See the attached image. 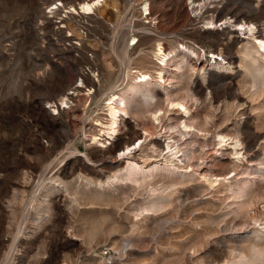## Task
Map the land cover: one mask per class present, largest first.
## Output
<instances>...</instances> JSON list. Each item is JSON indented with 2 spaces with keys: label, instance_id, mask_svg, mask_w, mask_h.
<instances>
[{
  "label": "rangeland",
  "instance_id": "obj_1",
  "mask_svg": "<svg viewBox=\"0 0 264 264\" xmlns=\"http://www.w3.org/2000/svg\"><path fill=\"white\" fill-rule=\"evenodd\" d=\"M81 1L0 0V264H241L263 251L264 59L251 66L243 51L264 38V0H146L151 14L144 0H103L72 13ZM140 73L152 95L108 135L107 98ZM129 157L148 173L179 168L106 185ZM234 168L240 191L210 185ZM153 198L162 207L143 211Z\"/></svg>",
  "mask_w": 264,
  "mask_h": 264
},
{
  "label": "bare ground",
  "instance_id": "obj_2",
  "mask_svg": "<svg viewBox=\"0 0 264 264\" xmlns=\"http://www.w3.org/2000/svg\"><path fill=\"white\" fill-rule=\"evenodd\" d=\"M102 2H103V0H83V1L79 2L78 7L70 6L69 10L72 11V13H76L77 12L79 14H92L93 12L96 11V8L99 7V5H103ZM193 3H195V2H193ZM60 4H62V2ZM60 4L55 2V5L52 6V8H55V9L59 8ZM143 4H144V11H147V13L151 14V5H150L151 3L147 2L146 0H144ZM229 10L230 9H228L227 15H231V18L235 19L236 25L246 26L247 21L244 20L243 17L241 18L240 16H238L239 13L237 15L236 10H234V11H229ZM208 24H211V22H209ZM249 25L250 24L247 23V26H249ZM253 29H254L253 27L249 26V30L250 31H252ZM256 38L259 41V42H257L258 45L256 43L247 41V43L244 46L245 50L243 51L245 53L244 56L247 55V56L250 57L251 66H254L256 63H258V62H260L261 60L264 59V38L260 37V36H257ZM192 52H194V50H192ZM182 54L184 56L187 55L186 52H182ZM156 56L160 59L162 65H166L167 64L168 58H173V56L169 57L168 53H163L162 52V48L160 46L157 48ZM248 65H250V64H248ZM250 68H252V67H250ZM263 68L264 67H262V68L260 67V69H263ZM258 74H261V73H258ZM159 78L161 80H163V77L161 76L160 71H159ZM149 79H151V75L150 74H148V73H140V75L136 76V78H134V80H132L129 84H127L122 89V91H120L118 93H112V94L109 95V97L107 98L108 101L106 103V106L108 107V111H109V116H110L109 120L107 122V124H108L107 125L108 126L107 127L108 135L109 134L112 135V136L115 135L116 131H117V125L120 122V120L125 118V117H127L131 113L130 112V107H131L132 101L134 100L133 98L136 95H138L140 93L143 96H146V97H149V96L152 95V90L150 88L146 87L149 84ZM257 79H258V77H257ZM257 79L255 80V82L253 84L254 86H257V84H258ZM79 80L78 81L80 82V84L77 85V86L78 87L83 86L82 79H79ZM257 91H258V88L254 92L256 93ZM88 93H90V91H88ZM66 103H67V99L66 98H62L60 100L59 105H60V107H65ZM169 104L171 106H177L176 108H178V106L180 108H182L183 112H184V115L182 113V110L180 112V114H182V117H185V116L188 115L189 109H188V106L184 105V103H182L180 101H176V102L170 101ZM159 111H160V109H157L156 111L153 112L152 116L154 117V119H158L159 118V116H160ZM181 123L183 124V128L184 129H186L187 127L193 126L191 124L186 123L185 121H182ZM223 137L224 136H222V138ZM221 141H223V140L221 139ZM237 144H238V141H235V143H234L235 147L237 146ZM250 147H251V144H248V149ZM262 147H263V145H262ZM134 148H136V147L126 146L124 149H122V152H120L119 155L120 156L129 155V154H131L133 152ZM171 152H173V151H171ZM233 153H239V151L235 150V148H234V152ZM167 161H171V160H167ZM167 161L161 167L162 169H165V170H168V171H171V172H175L176 170H178L179 166H174L171 162L168 163ZM159 168H160L159 166H155V167H153V168H151L149 170V173L145 172V166L139 164L138 162L132 160L131 157H129L128 161H127V164H126V166L124 168L125 172L123 174H121V175H118V174L114 175V179H112V180L110 179L108 182H106V185L110 186L111 184L120 182L122 180H131V181H134V182H145L147 180V178L153 174L154 170H158ZM161 168H160V170H162ZM233 171L235 172V174L233 176H231V177H222L221 180H220V178L219 179L218 178L212 179V180H210V185H213V184H215L216 182L219 181L220 184L227 185L228 187H230V185L232 183H234V184L236 183V185H238V186H236L235 192L240 191L241 190L240 187H242V185L244 186V184H246L248 182V179L244 178L241 175H238V171L236 170V168H234ZM141 174H142V177H139V175H141ZM174 183L175 184H181V183H183V179L178 176V178L176 179V182H174ZM148 203H149V205L146 206V208L143 211L156 210V209L162 207V205H160V207H159V205L157 204L155 199L151 200ZM251 218L254 221H258V217H256V216H251ZM251 254H252V257H249V258H247V255L243 256V258H245V260L242 259L241 260L242 261L241 264H263L264 263V250L263 251L254 250L253 253H251Z\"/></svg>",
  "mask_w": 264,
  "mask_h": 264
}]
</instances>
